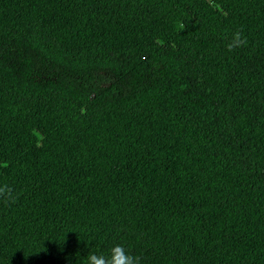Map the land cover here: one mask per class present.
<instances>
[{
	"label": "trees",
	"instance_id": "16d2710c",
	"mask_svg": "<svg viewBox=\"0 0 264 264\" xmlns=\"http://www.w3.org/2000/svg\"><path fill=\"white\" fill-rule=\"evenodd\" d=\"M0 188V264H264V0H0Z\"/></svg>",
	"mask_w": 264,
	"mask_h": 264
},
{
	"label": "clouds",
	"instance_id": "9594fccd",
	"mask_svg": "<svg viewBox=\"0 0 264 264\" xmlns=\"http://www.w3.org/2000/svg\"><path fill=\"white\" fill-rule=\"evenodd\" d=\"M243 43L240 33H235L232 37L231 43L227 46L230 51L234 47H238ZM5 189L0 188V193ZM79 256H77L78 258ZM81 264H141L139 256H133L122 245H115L110 250V255L105 257L103 254H96L94 252L88 253L86 256L80 257Z\"/></svg>",
	"mask_w": 264,
	"mask_h": 264
}]
</instances>
